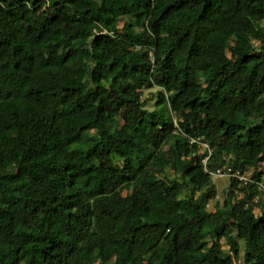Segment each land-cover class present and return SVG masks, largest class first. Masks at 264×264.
I'll return each mask as SVG.
<instances>
[{
	"label": "trees",
	"instance_id": "trees-1",
	"mask_svg": "<svg viewBox=\"0 0 264 264\" xmlns=\"http://www.w3.org/2000/svg\"><path fill=\"white\" fill-rule=\"evenodd\" d=\"M261 180L264 0H0V264H264Z\"/></svg>",
	"mask_w": 264,
	"mask_h": 264
},
{
	"label": "built area",
	"instance_id": "built-area-1",
	"mask_svg": "<svg viewBox=\"0 0 264 264\" xmlns=\"http://www.w3.org/2000/svg\"><path fill=\"white\" fill-rule=\"evenodd\" d=\"M205 147L208 148V145L205 144ZM207 160H208V156L203 159V162L205 165L207 163ZM209 173L212 175L213 178L225 177V176H227V177L235 176V177H238L239 180L242 181L244 184H247L249 182L254 181V180H251L246 174H240L238 172L230 173L229 171L227 172V171L218 169L217 171H209ZM255 183L257 186V190L259 192V194L256 196L255 200L258 201L261 198V196H264V180L256 181Z\"/></svg>",
	"mask_w": 264,
	"mask_h": 264
},
{
	"label": "rangeland",
	"instance_id": "rangeland-1",
	"mask_svg": "<svg viewBox=\"0 0 264 264\" xmlns=\"http://www.w3.org/2000/svg\"><path fill=\"white\" fill-rule=\"evenodd\" d=\"M148 95H149V94H148ZM156 100H157V98H153V100H152V106H153V107L156 105ZM213 181H215V183H216V185H217L218 195H217V197H216L213 201H211V203L209 204V209H210V210H214V209H215L214 205H215V203H216L217 201L223 203L224 198H225V193H226L225 191H226V189H227L228 186H229L230 179H229V177H227V176H225V177H217V178L215 177ZM243 246H244V245L242 244V248H243Z\"/></svg>",
	"mask_w": 264,
	"mask_h": 264
}]
</instances>
